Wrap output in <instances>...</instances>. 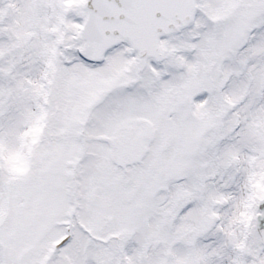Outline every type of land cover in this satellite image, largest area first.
I'll return each instance as SVG.
<instances>
[{
	"label": "snow or ice",
	"instance_id": "obj_1",
	"mask_svg": "<svg viewBox=\"0 0 264 264\" xmlns=\"http://www.w3.org/2000/svg\"><path fill=\"white\" fill-rule=\"evenodd\" d=\"M0 264H264V0H0Z\"/></svg>",
	"mask_w": 264,
	"mask_h": 264
}]
</instances>
